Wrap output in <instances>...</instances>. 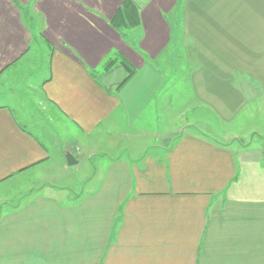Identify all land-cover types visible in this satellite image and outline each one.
<instances>
[{"label": "crops", "instance_id": "0c3cea01", "mask_svg": "<svg viewBox=\"0 0 264 264\" xmlns=\"http://www.w3.org/2000/svg\"><path fill=\"white\" fill-rule=\"evenodd\" d=\"M124 1L137 23L114 27ZM33 25L47 75L18 101L0 91V264H264V0H0V82ZM174 53L189 62L178 103L160 96ZM109 56L135 73L104 90ZM119 121L126 159L63 205L54 183Z\"/></svg>", "mask_w": 264, "mask_h": 264}, {"label": "rangeland", "instance_id": "374dc122", "mask_svg": "<svg viewBox=\"0 0 264 264\" xmlns=\"http://www.w3.org/2000/svg\"><path fill=\"white\" fill-rule=\"evenodd\" d=\"M32 28L33 40L30 45V50L22 58V62H20L14 70L12 68L10 71L6 72L4 79L0 82V84H6L5 87H0V91H7V98L15 100L21 99V96H19V92H21L22 86H39L47 75L49 47L42 36L38 34L36 27L33 25ZM184 58L180 53H174V63L172 71L171 66H169L167 70H164L162 68L164 70L163 77L165 79V83L160 91V96H172L177 99V103L179 102V100H181V98L188 101L191 97V87L187 75L189 62L186 61V56ZM28 93V90L26 91V93H23V97L25 99L26 97H28ZM182 105L183 104L180 103L177 105V107L182 108ZM138 121L142 124L148 123L152 127L154 123H156V121H153V119L148 117H145L143 121L141 119H139ZM139 122L136 123L135 126H139ZM116 124L114 123V125H112L110 123H105L100 129H98L92 136L89 137L86 146H88V148H94V150L96 151L94 158L91 156L83 158L78 165V170L76 169V172L72 171L71 173L69 171V174H65L64 176H62V178L66 180L65 183L57 181L54 183V186H56V194L59 192L60 195H67L68 193L70 197V199L64 200L62 202L63 205L67 207L82 206L81 202L86 196L80 195L82 192V188H84V192H87L90 188L96 185L98 181L97 178L102 174V171L96 167V164H98L99 162L103 164V162H106L107 159L110 158L113 154L114 158L126 159V152L121 149V146H126L127 144L126 137L121 135L122 133H125V127L122 122L119 121L118 127L116 129ZM52 126L53 129L56 130L55 124H53ZM54 171L56 174L59 173L58 166H54ZM13 184H9L7 186V189H11L9 190L10 192L8 196L22 194L24 195L26 194V190L17 188H20L22 185L24 189L29 185L32 186V183H29L28 178L22 180L17 188H14ZM43 186L47 187L48 185L47 183H45ZM63 187L67 189H63ZM48 190L52 191V189ZM69 190L75 195H70Z\"/></svg>", "mask_w": 264, "mask_h": 264}, {"label": "trees", "instance_id": "16d2710c", "mask_svg": "<svg viewBox=\"0 0 264 264\" xmlns=\"http://www.w3.org/2000/svg\"><path fill=\"white\" fill-rule=\"evenodd\" d=\"M137 10L130 1H124L121 7L118 9L114 18L112 19V24L114 27H126L130 28L136 25ZM115 65L121 66L124 68L126 78L125 81L133 76L135 69L124 60H115L114 56H109L104 60L103 66L108 67L106 72H109L114 68ZM117 67V66H116Z\"/></svg>", "mask_w": 264, "mask_h": 264}, {"label": "water", "instance_id": "95a60500", "mask_svg": "<svg viewBox=\"0 0 264 264\" xmlns=\"http://www.w3.org/2000/svg\"><path fill=\"white\" fill-rule=\"evenodd\" d=\"M126 75L121 66L114 67L108 73L100 77V83L104 90H109L113 86H119L125 81ZM69 164L70 160L67 158Z\"/></svg>", "mask_w": 264, "mask_h": 264}]
</instances>
